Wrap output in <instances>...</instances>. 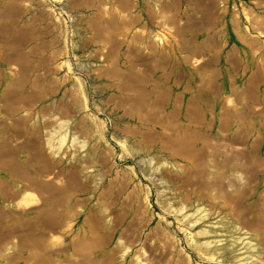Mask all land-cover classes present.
Wrapping results in <instances>:
<instances>
[{
  "label": "rangeland",
  "instance_id": "374dc122",
  "mask_svg": "<svg viewBox=\"0 0 264 264\" xmlns=\"http://www.w3.org/2000/svg\"><path fill=\"white\" fill-rule=\"evenodd\" d=\"M24 36L32 63L4 69L38 71L54 150L91 152L67 165L101 185L107 264H264V103L237 98L264 92V0H0V45Z\"/></svg>",
  "mask_w": 264,
  "mask_h": 264
},
{
  "label": "crops",
  "instance_id": "0c3cea01",
  "mask_svg": "<svg viewBox=\"0 0 264 264\" xmlns=\"http://www.w3.org/2000/svg\"><path fill=\"white\" fill-rule=\"evenodd\" d=\"M35 38L31 33L28 41ZM20 39L12 46L0 45V85L5 82L0 87V264H107L106 210H101V198L92 199L90 193L101 185L86 183L79 163L67 165L75 157L91 158V152L74 156L54 150L56 141L38 130V71L4 69L11 63H32L26 36ZM186 43L200 48V40L157 41L168 47L170 56L199 59L195 49L193 55L180 51V56L171 49ZM263 46L257 43V52ZM191 71L185 86L193 82L192 90L198 91L200 69ZM257 81V76L245 77L240 85L245 94L240 91L237 98L245 114L257 115L264 103Z\"/></svg>",
  "mask_w": 264,
  "mask_h": 264
}]
</instances>
